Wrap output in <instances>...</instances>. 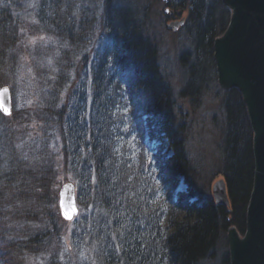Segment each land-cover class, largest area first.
Segmentation results:
<instances>
[{
  "label": "trees",
  "instance_id": "1",
  "mask_svg": "<svg viewBox=\"0 0 264 264\" xmlns=\"http://www.w3.org/2000/svg\"><path fill=\"white\" fill-rule=\"evenodd\" d=\"M122 1L104 0L96 36L95 21L84 12L72 18L70 0L35 3V27L65 43V63L37 95L39 101L45 98L37 103L41 136L26 135V112L0 113V264H59L66 222L59 216L54 185L61 170L75 186L81 213L70 246L79 256L92 247L94 264H205L215 258L229 227L245 232L254 164L239 92L226 91L222 101L226 208L215 204L200 183L185 146L187 116L161 74L156 47L143 24L129 12L126 16ZM28 2L0 0V88L9 86L7 69L18 62L21 7ZM178 5L187 9L185 26L194 47L179 59L186 76L180 96L195 103L209 85L213 41L231 13L221 0H180ZM72 48L75 59L81 58L73 82L67 55ZM164 141L170 157L162 153ZM177 178L185 184L182 192L170 188ZM114 194L121 204L109 203ZM107 220L112 223L105 227Z\"/></svg>",
  "mask_w": 264,
  "mask_h": 264
},
{
  "label": "rangeland",
  "instance_id": "2",
  "mask_svg": "<svg viewBox=\"0 0 264 264\" xmlns=\"http://www.w3.org/2000/svg\"><path fill=\"white\" fill-rule=\"evenodd\" d=\"M38 2L39 0H29L28 3H24L21 7L22 17L20 18H22L23 21L19 29L21 44L18 48V62L17 65L15 64V66L7 69L9 72L8 87L12 98V108L17 111L22 110L28 114V120L27 118L25 120V123H27L26 135L29 134L27 136H32L34 134L41 136L43 122H41V112L37 104L39 97H37V95L47 90L45 87L48 82H53L56 76L55 74L62 70V66L65 63V58L61 54L62 50H66L65 43L61 44L56 36L47 34L43 31L39 32L38 29H36V27L39 28L38 23L35 21L37 13L35 3H37L38 6ZM94 2L97 4L96 7L92 6ZM165 2H167V4H165ZM179 2L180 0H123L122 4L124 5L126 16H129V12L130 15L134 17L135 21L143 24V33L145 37L148 38L157 49L158 64L161 74L170 84L175 94L177 105L188 119V132L185 143L188 158L196 169L200 183L205 185L207 191L211 194L212 185L223 178L220 172L222 165L221 141L225 128L222 101L226 91H223L219 87L216 78V70L213 66L209 85L202 92L197 102L191 103L189 98L180 96L186 76L183 69L184 65L182 66L179 59L182 54L191 55L193 53V41L191 33L185 26L186 21H184L183 26L175 32L167 29V25L171 22L164 14V9L172 5L175 11H180L182 17L186 20L187 9L185 6L183 8L179 6ZM69 4L72 18H77L80 16V13L84 12L85 16L87 15L89 19L95 21L96 27H93L92 36H96L98 22L99 24L101 23L102 4L98 3V0H70ZM41 30L43 29L41 28ZM40 36H43L45 39L39 40ZM33 37L37 39L36 44H28V40ZM69 52L70 53L67 55L70 58L73 71L69 80L73 82L74 78L78 76L75 64H77L81 58L79 55L75 59L73 48L69 50ZM49 59L52 60L51 66L47 63ZM188 63L190 62H184L185 65H189ZM53 68L56 69L55 72L52 71ZM29 69H31V71H29ZM40 97L39 103L45 99L44 95ZM63 99L64 98H61L60 105L64 104V101H62ZM162 147V153L170 157L171 153L167 149V143L165 141ZM65 183L72 182L70 176L61 170L57 175L54 185L57 191V204L58 192ZM170 188H174L175 191L179 192L184 191L185 184L183 183V179L177 178ZM224 207L228 208L229 206ZM76 220H79V218H75L74 221L71 222H66V225L63 226V238L61 241L62 254L59 256L58 262L59 264H66V261H71L73 264H77V261H86L89 264H94L92 259V247H89L87 251L80 255L83 257L79 256L80 253L77 255L76 252H74L75 255L73 254V249L70 246L72 242V240H70V235L74 229V222ZM64 255H67L68 258L65 259ZM224 255L228 258L226 264H229L226 234L223 235L219 241L215 258L205 264H225Z\"/></svg>",
  "mask_w": 264,
  "mask_h": 264
},
{
  "label": "water",
  "instance_id": "3",
  "mask_svg": "<svg viewBox=\"0 0 264 264\" xmlns=\"http://www.w3.org/2000/svg\"><path fill=\"white\" fill-rule=\"evenodd\" d=\"M166 1V0H164ZM230 11L229 23L223 34L213 41L216 78L223 91L236 89L246 109L252 132L253 184L246 207L245 232L241 236L235 227L226 232L229 264H264V0H221ZM185 18L171 22L167 29L177 31ZM0 91V108L13 113L12 98ZM0 113L4 117L2 111ZM215 204L229 206L226 183L222 178L211 188ZM71 212L78 208L76 189L65 183L58 192L60 202ZM65 222L67 221L60 214Z\"/></svg>",
  "mask_w": 264,
  "mask_h": 264
},
{
  "label": "snow or ice",
  "instance_id": "4",
  "mask_svg": "<svg viewBox=\"0 0 264 264\" xmlns=\"http://www.w3.org/2000/svg\"><path fill=\"white\" fill-rule=\"evenodd\" d=\"M98 3L102 4V3H104V0H98ZM92 6H93V7H96L97 4L94 2ZM44 39H45V38H44L43 36H40V37H39V40H44ZM49 39H51V38H49ZM36 42H37V39H36L35 37L30 38V39L28 40V44H30V45H34V44H36ZM65 46H66V45H65ZM47 63H48L49 66H51V65H52V60L49 59ZM29 71H31V69H29ZM52 71L55 72L56 69L53 68ZM0 91L7 92L8 89L5 88V89H2V90H0ZM86 102H87V98H86V100H85L84 103H86ZM82 107H83V104H82ZM0 111H2V112L4 113V115H6V116H11V115H12L11 110L8 109V108H0ZM81 123H84L83 120L81 121ZM90 139H91V137L89 136V140H90ZM92 183H93V184L96 183V177H95V175L92 176ZM109 203H110L111 205H113V206H114V205L121 204V203H122V198H115V194H114V198H113L111 201H109ZM60 214H61V215L63 216V218H64L65 220H67V221H74L75 218H79V217L81 216V213L79 212V209L76 208L75 206H73L71 212H69L67 209H65V208H64L63 201L60 202ZM104 215L107 216V213H105ZM117 215H120V213L117 212ZM84 219H87V216H84ZM77 222H78V221H77ZM97 223H99V221H97ZM111 223H112L111 220H107V221H105V227H107V226L110 225ZM139 223L143 224V221H140ZM121 226L124 227L125 225H121ZM129 235H131V233H129ZM112 240H113V241L116 240V236H115L114 233L112 234ZM112 246H113L112 244H109V247H112ZM122 246H123V241H121V243L115 244V249H116V251L119 252ZM141 247H143V245H141Z\"/></svg>",
  "mask_w": 264,
  "mask_h": 264
},
{
  "label": "flooded vegetation",
  "instance_id": "5",
  "mask_svg": "<svg viewBox=\"0 0 264 264\" xmlns=\"http://www.w3.org/2000/svg\"><path fill=\"white\" fill-rule=\"evenodd\" d=\"M165 4H167V2H165ZM164 14L167 19H170V22H176L180 20L181 18H183L182 13H180V11H175L172 5L169 8L166 7L164 9Z\"/></svg>",
  "mask_w": 264,
  "mask_h": 264
}]
</instances>
